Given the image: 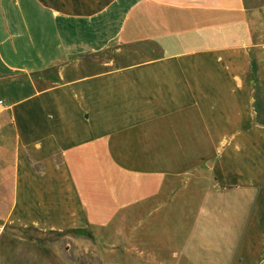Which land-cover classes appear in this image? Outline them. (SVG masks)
<instances>
[{"label":"crops","instance_id":"0c3cea01","mask_svg":"<svg viewBox=\"0 0 264 264\" xmlns=\"http://www.w3.org/2000/svg\"><path fill=\"white\" fill-rule=\"evenodd\" d=\"M0 102V264H264V0H0Z\"/></svg>","mask_w":264,"mask_h":264},{"label":"rangeland","instance_id":"374dc122","mask_svg":"<svg viewBox=\"0 0 264 264\" xmlns=\"http://www.w3.org/2000/svg\"><path fill=\"white\" fill-rule=\"evenodd\" d=\"M261 3V2H260ZM260 3H257L259 5ZM34 235V234H33ZM31 238H36V241L39 239L36 236H31ZM78 239V238H77ZM54 241V240H53ZM59 241V240H58ZM101 241L96 243L97 251L92 253H87V249H84L87 246L86 240L80 238L79 247L75 244H71L70 238L64 237L62 245L56 247V251L49 249L48 260L49 264L54 261V258L51 256V253H56L55 256L62 264H119L118 259H114L113 254H110L109 244L112 242ZM55 243V242H54ZM52 247V246H51ZM60 248V249H59ZM19 250L23 252L22 246H19ZM61 250V251H60ZM22 263V259L19 261V264Z\"/></svg>","mask_w":264,"mask_h":264},{"label":"built area","instance_id":"2783aa9c","mask_svg":"<svg viewBox=\"0 0 264 264\" xmlns=\"http://www.w3.org/2000/svg\"><path fill=\"white\" fill-rule=\"evenodd\" d=\"M2 102H0V106H1Z\"/></svg>","mask_w":264,"mask_h":264}]
</instances>
